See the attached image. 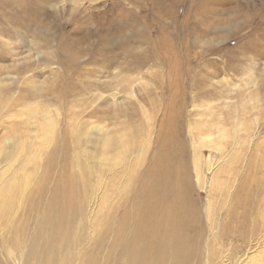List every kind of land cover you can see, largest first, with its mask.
Returning a JSON list of instances; mask_svg holds the SVG:
<instances>
[{"label":"bare ground","instance_id":"bare-ground-1","mask_svg":"<svg viewBox=\"0 0 264 264\" xmlns=\"http://www.w3.org/2000/svg\"><path fill=\"white\" fill-rule=\"evenodd\" d=\"M68 1L76 0H0V60L10 61L0 65V264H264V122L255 125L258 130L239 137L241 128L238 127H243L242 121L231 115L228 120L224 117V109L228 114L236 112L238 107L232 105L234 100L226 96L223 107L205 106L207 121L196 128L189 121L188 140L193 148L190 163L184 157L188 142L181 136L185 126L184 102L178 101L176 105V99L173 100L176 92L171 84L165 116L160 120L147 164L139 156L148 153L149 135L140 148L130 141L137 133L144 134L145 128L150 131V120L141 112L147 123L138 129L127 124L131 113L115 115L110 128L89 127L79 121L78 113H73L69 127L74 131V139L69 146L67 132L58 119L62 117L60 109L55 108L57 113L53 115L47 103L43 109L35 105L34 92L46 82L35 84L36 80L28 75L31 59L46 53L51 57L47 60L44 55L40 60L42 66L59 67L70 73V77L76 75L79 80H90L83 77L84 68L78 66L81 51L59 55L61 35L51 34V28L43 36L38 31L48 7ZM84 1L96 2H80ZM206 2H196L197 8L202 11ZM256 3L262 7L258 10L261 14L254 13ZM241 6L246 20H242L245 24L240 28L243 33L240 39L264 40V0H244ZM200 22V29L209 30ZM143 28L140 32L134 29L128 39L125 38L126 43L120 45L122 55H136L135 45H129L135 39L143 41L147 49L136 56L139 67L146 61L162 63L163 59L165 66H176V53L171 45L161 36L162 50ZM19 32L31 33L38 43L29 45L27 42L24 46L23 42L22 47L28 49L21 59L15 50L17 45L8 38L11 35L12 39H17ZM106 34L93 44L94 52L103 59L110 56V31ZM73 46L77 48V43ZM41 47L45 53L39 50ZM31 50H35V57ZM260 56H264V52ZM244 60L242 58V62ZM50 76L54 81L45 94L49 100L70 94L77 87L84 90L93 87L92 83L77 85L69 77L64 80L58 70H52ZM170 81L174 82L173 76ZM94 85L93 90H97L94 96L99 97L100 89ZM104 88L110 90V83ZM42 96L39 95L40 99ZM130 108L132 113L136 111L133 104ZM253 110H258V102ZM214 114L218 117H212ZM101 115L107 114L94 109L89 116L97 119ZM229 126L234 130L231 135L226 130ZM79 136L84 137L86 145L94 144L95 140L97 144L103 143L108 137L110 140L103 143V156L98 158L96 153L93 158L87 148L83 150L80 146ZM207 149L213 159H205ZM84 153H87L85 158ZM91 159L99 161L96 168L101 171L107 170L104 161L110 163L107 181L101 180L97 171L90 173V179L80 177L79 171H89L85 166ZM124 176V180H119ZM222 176L228 180L221 179ZM92 177L96 179L93 184ZM247 177L257 198L249 196ZM230 178H233L232 185ZM194 181L206 194L204 204L193 199ZM112 196L115 197L111 201ZM110 201L112 204L106 205ZM112 209L114 214L110 216ZM102 229L112 236L104 247L99 236ZM255 247H259L253 254L255 258H250L246 252Z\"/></svg>","mask_w":264,"mask_h":264},{"label":"rangeland","instance_id":"rangeland-1","mask_svg":"<svg viewBox=\"0 0 264 264\" xmlns=\"http://www.w3.org/2000/svg\"><path fill=\"white\" fill-rule=\"evenodd\" d=\"M80 1H68L65 4L57 3L56 5H50L42 18L43 23L41 22L38 25L41 27L38 31L43 36L44 32L49 31L51 28V31H49L51 34H56L54 36L58 37L61 35V50L57 51L59 55L63 56L75 53L77 49L81 51L80 56L82 60L78 66L84 68L81 73L84 74L83 77L86 76L90 80H84L81 77V80H79L75 78L76 75L70 77V73L64 72L59 67L42 66V61L40 60L44 59L43 57L46 54L43 47L39 48V50H42L45 54L39 57V60L31 59L29 65L32 68L28 72V75H32V79L36 80L35 84L40 85L46 82V85L40 86V90L36 91L37 94L34 92L33 101H38H34V103L40 106H38L39 109L46 108L47 103V107H50L49 111L53 115L57 113L55 108L60 109L63 118L60 116L58 119L60 120L61 128L67 132L66 139L69 142V146L73 144L74 139V131H71V127H69V120L73 113H78L79 121L81 120V122L86 123L89 127L107 126L108 128L113 124V117L115 115L131 113L130 122L128 121L127 124L130 128L136 129L141 127L142 124L146 125V118L142 117L144 115L150 120V131H147L145 128L144 134L140 135L137 133V136L133 139L131 138L130 141L133 140L137 147L140 148L145 143V136L149 135L151 140L149 141L150 147L148 153L139 156L147 164L152 155V149L155 146L154 140L156 141V137L158 136L160 120L165 116L166 103L168 97H170V84L174 86L173 88L176 92V98H173V100L176 99V105L180 103L178 101L184 102L182 115L185 126L181 136L188 142V150L184 154V157L189 163L192 159L193 149L190 147L188 140L190 138L189 121L193 128L207 121L208 111L205 106L216 105L223 107L226 105L224 103L226 96L234 100L232 105L238 107L236 112L228 114L224 109V117L228 120L231 116H235L242 121L241 125L243 127L239 125L238 128H241L240 132L237 130L239 137H243L245 132L249 133L252 130H258L257 123L261 124L264 122V56H260L264 52V40L260 41L258 38L251 40L248 38L242 41L240 39L243 34L240 32V28L244 26V21L246 20L243 17L245 9L241 6L244 0H207L206 5H202V11L197 8V3L201 0H96L93 3ZM261 8L260 4L256 3L254 13L261 14L258 11ZM55 10L58 11V14H56ZM200 20L205 26L209 27V30L200 29L198 26ZM141 27L149 31L151 39L153 41L157 40V45L162 50L161 36L171 45L173 51L176 53V66L172 68L165 66L162 64L165 61L163 59L162 63L160 60L148 63L146 61L144 66L139 67L136 63V59L138 58L136 56L144 54L147 49L143 41L135 39L131 40L129 45H135L136 55H122L120 45L126 43L125 38L128 39L134 29L138 28L137 30L140 32ZM106 31H110V56L103 59L94 52L95 48H93V44L98 43V40L102 37H106ZM19 33L20 35L18 34L17 39H12L11 35L8 38L17 45L15 50L20 54L19 59H21L27 55L25 50L28 49L22 47L23 42H25L24 46H26L27 42L29 45H35L37 39H33L31 33L27 35H23L22 32ZM75 42L77 43V48L73 46ZM30 52L35 57V50H31ZM51 54H53V50ZM245 56L246 58H244ZM45 57L48 60L51 56L45 55ZM242 58L246 60L242 62ZM92 60L98 61H95L96 63L94 62L95 64L93 65ZM4 63L9 64L10 61L0 60V65H5ZM23 64L22 66H24ZM52 70H58V73L64 80L69 77L77 85L84 83L87 86V83H92L93 87H88L85 90L83 87H77L78 89L74 88L70 94L64 93L65 95L53 96L55 98L52 97L49 100L45 94L46 88L51 87L49 84L54 81L50 76ZM172 76L174 82L170 81ZM106 83H110V90L108 91L104 88ZM94 84L98 85L100 89L101 95L99 97H97L98 95L94 96L95 93L97 94V90H93L96 87ZM50 89L52 88L48 90ZM240 94L242 95V97L240 96L241 98L236 97ZM39 95H43L42 99H40ZM137 102H140V106ZM227 102L230 104L229 99ZM256 102H258V110H253ZM131 104L136 107L134 108L136 110L134 113H132L133 110L130 108ZM35 105L33 104L32 107ZM94 109L101 111L102 114L106 112L107 115L91 119L89 115H91V111ZM217 115L210 116L217 118ZM120 119H122L121 116ZM75 120L78 121L77 118ZM92 123L93 125H91ZM71 124L75 126V122H72V120ZM244 125L248 126L244 127ZM226 130L229 135L234 133L231 126L227 127ZM260 135L263 136L262 133ZM79 137L82 139L80 146H83V148L80 146L79 148L83 150L87 148L95 156L92 155L93 158H96V153L98 158H100L99 156H103V143L110 140V137H108L103 143L97 144L98 141L95 140L94 144L86 145L84 137ZM228 140L226 139V141ZM68 153L70 156L72 150ZM208 153L210 154L208 149L204 151L205 159L208 157L213 159ZM86 154L84 153L82 156L85 158ZM88 162L85 168L90 172L79 171L80 177L86 176L87 179H90V173L97 171L101 180L107 181L110 178V163L104 161V168L107 170L103 169L101 171L96 168V164H99V161L91 159ZM101 163L103 164V162ZM138 168L135 172L138 171ZM248 170L250 172V169ZM190 171L192 170L190 169ZM251 171L254 172L253 170ZM125 177H121L122 179L119 178V180L122 181ZM224 177L220 178L228 180V177ZM95 181L96 179L92 177V184ZM229 182L232 185L233 178H230ZM193 183V199L200 202V205L201 203L204 204L206 197L204 190L202 191L197 188L195 181ZM251 186V179L249 180V177H247L246 187L250 189L249 196L257 198ZM114 197H110L111 201ZM111 201L110 204L106 205H111ZM224 210L225 208L221 213ZM113 214L112 209L110 210V216ZM106 215L108 216V214ZM116 216L117 218L119 217L118 214ZM103 218L104 216H102ZM95 229L97 230L96 227ZM108 232L102 229L99 234L103 247L110 243L112 236ZM258 249L259 247L249 249L246 255L250 256V258H255L253 254ZM245 261L246 259L243 260V263Z\"/></svg>","mask_w":264,"mask_h":264}]
</instances>
